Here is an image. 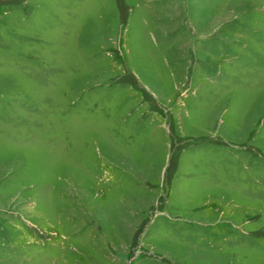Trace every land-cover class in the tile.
Instances as JSON below:
<instances>
[{"label":"rangeland","instance_id":"1","mask_svg":"<svg viewBox=\"0 0 264 264\" xmlns=\"http://www.w3.org/2000/svg\"><path fill=\"white\" fill-rule=\"evenodd\" d=\"M0 264H264V0H0Z\"/></svg>","mask_w":264,"mask_h":264}]
</instances>
